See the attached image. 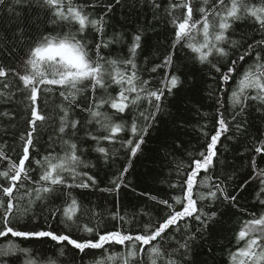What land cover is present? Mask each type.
<instances>
[{
  "label": "snow or ice",
  "instance_id": "1",
  "mask_svg": "<svg viewBox=\"0 0 264 264\" xmlns=\"http://www.w3.org/2000/svg\"><path fill=\"white\" fill-rule=\"evenodd\" d=\"M143 9L151 20L133 25ZM0 15L16 25L0 31V56L18 57L16 67L0 60V104L14 106L0 119L24 125L11 145L0 141V264H195L198 248L215 255L211 230L229 209L250 218L226 264H264V0H0ZM160 24L170 32L163 51L144 55ZM178 51L210 69L213 111L194 106L200 147L177 137L166 153L170 193L129 213L119 206L129 169L187 84ZM187 124L174 121L178 132ZM249 185L252 209L241 204ZM95 191L113 197L111 210L85 198ZM25 242L56 249L38 255Z\"/></svg>",
  "mask_w": 264,
  "mask_h": 264
},
{
  "label": "trees",
  "instance_id": "2",
  "mask_svg": "<svg viewBox=\"0 0 264 264\" xmlns=\"http://www.w3.org/2000/svg\"><path fill=\"white\" fill-rule=\"evenodd\" d=\"M127 13V9L124 10ZM121 10L117 9V21L121 16ZM151 12L147 9L141 10V12H132L130 17L132 24L137 22L141 24H147L151 20ZM27 22V19L26 21ZM15 23L9 27V17L7 15H0V31H5L10 36L12 30L15 28ZM131 26V25H130ZM248 31L249 35H252L250 28L245 25H237V32ZM169 29L160 24L156 27V31L148 33L147 46L145 48L144 55L158 54L157 49L162 52L160 48V42L169 36ZM0 60L6 66L16 67L17 58L9 59L5 56H0ZM177 64L179 65L182 78L187 81L186 86L182 87L176 96L170 98L168 101L169 110L171 115L165 113L158 117L157 126L150 131V134L146 137V143L143 145V153L138 155V158L134 159L132 168L129 169L127 175L128 181L131 182L132 187L121 191L119 197V206L122 210H126L129 213L133 211H139L140 209L152 210L156 207L155 202L150 199L151 196L164 197L170 193L167 180L174 178L175 173L172 171L175 167L171 163L172 156L166 155V153L173 152V141L179 138L184 142V147L188 151H192L194 148L200 147L202 140L198 131L197 121L200 117L196 114L194 106L201 107V111L211 113L213 109L210 107L212 99L209 98L208 93L215 88V83L212 79V73L206 66L199 64H193L188 59V56L184 51L177 52ZM188 101H191L189 103ZM60 102L58 94L49 102V108L54 107L55 104ZM14 107L10 104H0V111L5 109H11ZM178 118H183L188 121L187 126L177 131L174 125V121ZM203 123V121H200ZM12 121L7 119H0V141L7 140L11 145L15 136L19 135V132L23 130V122L17 120L15 123L17 127L14 129ZM7 128V132L4 128ZM46 138V137H45ZM16 151H20L19 144L15 145ZM243 151V149H241ZM11 154V153H10ZM186 155V154H185ZM228 159L232 160V153H225ZM179 159V154H177ZM258 161L260 158H257ZM126 162L121 159L116 167H120ZM241 172H247V160L237 159L235 161ZM244 165L241 167V165ZM2 166V165H0ZM108 177L104 171H101L98 175L100 186L104 187L107 184ZM253 185H249L248 189L242 194L243 199L241 204L253 208L252 198L254 196ZM135 189V192L132 191ZM140 193L145 195L141 196ZM87 200L95 203L99 209H112L113 197L107 193H101L99 191L85 193ZM246 214L229 209L222 217L221 221L213 228L211 240L214 241V256H210L207 253V245L203 248H198L194 257L195 264H226L227 261V249H233L235 246V233L239 231L241 224L244 220L249 219ZM109 227L110 221L105 222ZM14 242H19L20 238H11ZM7 239H0V245L7 243ZM22 246H27L38 250L46 255H52L56 249L54 242L47 243H28L25 242ZM91 260V257H85L86 264Z\"/></svg>",
  "mask_w": 264,
  "mask_h": 264
}]
</instances>
